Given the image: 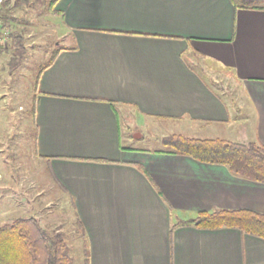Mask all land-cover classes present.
<instances>
[{
  "label": "crops",
  "instance_id": "1",
  "mask_svg": "<svg viewBox=\"0 0 264 264\" xmlns=\"http://www.w3.org/2000/svg\"><path fill=\"white\" fill-rule=\"evenodd\" d=\"M55 9L73 41L39 77L36 150L73 203L85 264H264L259 236L173 229L204 210L264 212V183L129 144L144 137L132 130L146 125L162 137L264 146V8L233 0H59ZM202 57L214 71L229 68L243 94L227 97L207 80L196 68ZM2 199L0 215L11 208Z\"/></svg>",
  "mask_w": 264,
  "mask_h": 264
},
{
  "label": "rangeland",
  "instance_id": "2",
  "mask_svg": "<svg viewBox=\"0 0 264 264\" xmlns=\"http://www.w3.org/2000/svg\"><path fill=\"white\" fill-rule=\"evenodd\" d=\"M49 2L26 0L18 7L12 6V14L18 21L7 25L11 32H22L25 52L18 66H14L15 55L9 47L12 43L9 38L8 50L0 55V177H3L0 196L3 204L11 206L9 213L0 215V225L18 217H37L51 235L62 233L68 242L71 264H85L73 203L69 197L65 201L49 163L37 155L34 124L29 116L41 69L54 49L64 48L73 41L71 36L62 34L58 16L48 9ZM187 58L191 60L189 55ZM207 61L202 57L196 64L207 80L213 83L216 79L217 87L227 97L243 94L229 68L214 71ZM121 119L123 138L129 143L131 132L123 113ZM132 133L144 137L130 142L131 146L152 150L167 147L162 135L146 129V125L141 130L133 129Z\"/></svg>",
  "mask_w": 264,
  "mask_h": 264
},
{
  "label": "trees",
  "instance_id": "3",
  "mask_svg": "<svg viewBox=\"0 0 264 264\" xmlns=\"http://www.w3.org/2000/svg\"><path fill=\"white\" fill-rule=\"evenodd\" d=\"M26 0H7L0 11L5 24L18 19L12 14V6H20ZM59 0H50L48 9L57 13L55 5ZM237 7L264 8V0H233ZM12 40L9 46L14 55V66H18L25 52L24 35L20 31L10 32ZM9 47L1 46L0 55ZM62 48H56L45 66L41 69L37 81L45 68L50 66ZM36 98L29 110L34 124V137L37 141L35 120ZM167 146L159 152L190 156L204 163L224 165L238 176L264 183V146L258 142L239 143L221 138H199L182 134L163 137ZM195 226L201 229L236 228L249 234L264 238V212L241 208H216L204 210L188 220H180L173 225ZM0 264H71L67 240L61 232L51 235L37 217H18L0 225Z\"/></svg>",
  "mask_w": 264,
  "mask_h": 264
},
{
  "label": "built area",
  "instance_id": "4",
  "mask_svg": "<svg viewBox=\"0 0 264 264\" xmlns=\"http://www.w3.org/2000/svg\"><path fill=\"white\" fill-rule=\"evenodd\" d=\"M6 2L7 0H0V11ZM6 25L7 24L4 25V20L0 16V48L1 46L6 47L9 43V35L11 30L9 29L8 25L7 26Z\"/></svg>",
  "mask_w": 264,
  "mask_h": 264
}]
</instances>
